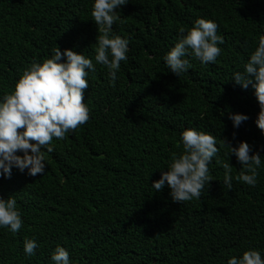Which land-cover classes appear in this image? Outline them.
Here are the masks:
<instances>
[{"label": "trees", "instance_id": "1", "mask_svg": "<svg viewBox=\"0 0 264 264\" xmlns=\"http://www.w3.org/2000/svg\"><path fill=\"white\" fill-rule=\"evenodd\" d=\"M92 6L93 0H0V97L56 47L82 51L95 63ZM120 11L113 31L129 39L128 58L114 83L106 66L89 73V121L53 139L43 175L13 168L10 178H0V197L15 196L24 220L17 233L0 228V264H53L57 245L73 264H227L249 248L264 252V165L249 186L230 155L232 189L223 182V139L248 142L264 161L254 89L230 79L264 37V0H129ZM197 18L218 23L223 51L207 65L188 57L191 69L177 77L163 57ZM230 112L249 119L234 128ZM190 127L215 135L220 151L201 197L179 203L168 186L157 192L151 185L183 151L180 134ZM25 238L40 245L31 257Z\"/></svg>", "mask_w": 264, "mask_h": 264}, {"label": "clouds", "instance_id": "2", "mask_svg": "<svg viewBox=\"0 0 264 264\" xmlns=\"http://www.w3.org/2000/svg\"><path fill=\"white\" fill-rule=\"evenodd\" d=\"M129 0H93L92 18L98 28L95 56L90 58L74 49L60 50L56 47L50 58L33 61L15 83L11 93L0 97V178H10L13 168L29 176L43 175L47 168L45 150L54 151L53 139H64L70 132L87 123L91 109L84 102V91L89 88L87 77L96 71V65L106 66L110 82L118 79L121 62L127 60L129 39L113 31L120 20V9ZM218 23L197 18L190 29H181L177 39L163 57L170 71L177 77L188 72L192 64L188 57L194 56L204 65L216 63L222 53L223 36L218 34ZM235 84L254 89L260 105L255 123L264 134V37L250 54L243 71H236L230 78ZM223 114V113H222ZM234 128L249 117L243 113L228 114ZM235 135V134H234ZM183 145L181 153H174L166 171L153 181L155 191L165 186L175 202L199 199L212 181L209 165L220 151L217 138L212 133L197 128H186L180 134ZM228 148L224 184L232 189L230 155L242 166L238 179L249 186L258 183V169L264 165L262 154L254 151L246 141L235 146L223 139ZM24 225L22 210L13 195L0 197V228L19 232ZM40 247L35 238H25L24 253L33 256ZM53 264H73L69 250L57 245L51 254ZM227 264H264V252L249 248L238 257L232 255Z\"/></svg>", "mask_w": 264, "mask_h": 264}]
</instances>
